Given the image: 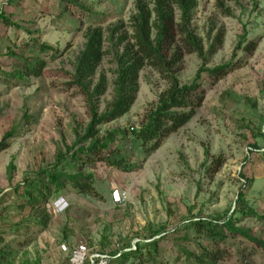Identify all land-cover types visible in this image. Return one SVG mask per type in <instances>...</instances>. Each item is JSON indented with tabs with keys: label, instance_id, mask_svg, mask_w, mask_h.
Here are the masks:
<instances>
[{
	"label": "rangeland",
	"instance_id": "1",
	"mask_svg": "<svg viewBox=\"0 0 264 264\" xmlns=\"http://www.w3.org/2000/svg\"><path fill=\"white\" fill-rule=\"evenodd\" d=\"M76 1L77 5L68 0H0V13L19 25L0 20V70L10 72L34 57L46 62L41 76L6 83L2 75L0 80V140L7 131H15L9 148L0 151V251L5 255L0 264H65L63 244L85 241L116 255L129 245L136 249L158 238L154 260L144 256L122 264H198L191 255L212 247L224 252L217 264H264L263 251L246 237L212 240L192 225L199 218L224 221L235 208L239 191L249 208L264 214V0H222L231 15L221 12L217 0H199L192 27L204 44L218 30L224 31L222 47L206 66L231 59L241 66L215 85L203 75L202 106L160 148L145 157L129 132L140 126L146 110L168 86L146 66L130 111L100 125V135L115 133L114 145L136 168L124 171L102 162L87 166L99 194L68 189L52 198L42 213L48 219L44 229L35 210L17 207L13 187L56 163L90 120L86 98L71 78L85 32L100 26L107 34L117 23H127L136 0ZM243 33L247 40L258 41L251 54L237 48ZM42 44L52 49L43 51ZM200 66L195 53L185 54L177 76L182 83L189 82ZM114 67L106 55L94 76V82L101 74L108 78L106 92L95 102L99 112L112 99ZM218 156L223 165L213 173L209 166L214 167ZM114 190L125 195L122 202L114 200ZM58 197L67 203L62 212L53 207ZM236 216V227L264 240L262 220Z\"/></svg>",
	"mask_w": 264,
	"mask_h": 264
},
{
	"label": "trees",
	"instance_id": "2",
	"mask_svg": "<svg viewBox=\"0 0 264 264\" xmlns=\"http://www.w3.org/2000/svg\"><path fill=\"white\" fill-rule=\"evenodd\" d=\"M68 1L74 5L78 4L76 0ZM198 6L199 0H136L134 13L127 23H117L108 29L107 34L100 26L87 29L83 47L75 57L74 71L71 74L73 84L86 98L90 113L84 133L78 137L73 147L67 149L70 155L59 154L56 163L31 173L13 187V193L18 199L17 207L35 210L39 216L37 222L42 229L48 224V219L42 213L52 198L68 189L88 196L99 194L94 186L93 173L86 171L87 166L102 162L124 171L136 168V165L129 162V158L114 145L115 133L108 130L104 135H100V125L115 121L130 111L137 98L139 76L144 67L153 68L168 84L167 88L158 94L156 102L146 110L140 126L129 129L130 134L140 142L144 156L147 157L188 123L202 106L206 95L202 86L203 75H208L211 85H215L241 66L233 59L212 67L206 66L222 47L224 31L218 30L208 38L205 45L203 38L192 27ZM217 7L224 15H231L230 8L226 7L222 0H217ZM0 20L7 25L19 26L5 13H0ZM257 44L256 39L247 40L243 33L237 48L251 54ZM40 47L43 51L52 49L46 44ZM190 53L198 56L201 66L191 81L182 83L177 72L184 55ZM106 55H110L115 64L111 81L113 96L104 110L99 112L95 102L106 92L108 78L101 74L94 82V76ZM45 67L43 58H30L27 63L10 72L0 70V80L4 75L6 83L10 80L21 82L27 76L43 75ZM117 133L124 136L125 130H119ZM14 135L15 131L10 130L2 136L0 151L9 148ZM205 152L208 154L207 150ZM212 163L214 167L209 166V169L215 173L223 165L222 156L213 159ZM242 178L245 182L249 181L244 175ZM247 204L245 194L239 191L236 206L224 221L199 218L192 221V225H198L197 228L212 240H221L228 235H242L254 242L264 253V240L235 225L237 214L239 217H256L264 222V214L257 213ZM160 240H151L144 245H138L136 249L131 248L116 255L106 249L98 250L110 252L113 255L112 263L117 261L122 264L131 258L144 256L148 261L158 256ZM191 256L198 264H217L224 257V252L216 247L203 248L197 255ZM4 257L0 251V263L4 261Z\"/></svg>",
	"mask_w": 264,
	"mask_h": 264
},
{
	"label": "built area",
	"instance_id": "3",
	"mask_svg": "<svg viewBox=\"0 0 264 264\" xmlns=\"http://www.w3.org/2000/svg\"><path fill=\"white\" fill-rule=\"evenodd\" d=\"M113 197L116 202H122L125 199V195L118 190H114ZM66 206L67 203L63 197H58L53 202L56 212L64 211ZM133 246L124 248V250H130ZM61 248L67 254L65 264H113V255L110 252L94 249L85 241H80L71 246L63 244Z\"/></svg>",
	"mask_w": 264,
	"mask_h": 264
}]
</instances>
